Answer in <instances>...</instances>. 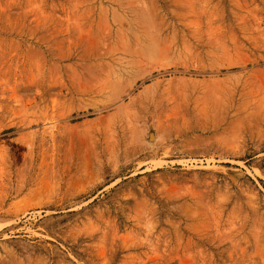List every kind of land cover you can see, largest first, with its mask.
<instances>
[{"label": "rangeland", "instance_id": "rangeland-1", "mask_svg": "<svg viewBox=\"0 0 264 264\" xmlns=\"http://www.w3.org/2000/svg\"><path fill=\"white\" fill-rule=\"evenodd\" d=\"M0 264H264V0H0Z\"/></svg>", "mask_w": 264, "mask_h": 264}]
</instances>
